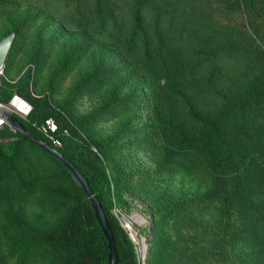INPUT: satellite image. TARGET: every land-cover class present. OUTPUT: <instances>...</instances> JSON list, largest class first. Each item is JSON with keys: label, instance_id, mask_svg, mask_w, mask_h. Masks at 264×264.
Returning a JSON list of instances; mask_svg holds the SVG:
<instances>
[{"label": "rangeland", "instance_id": "rangeland-1", "mask_svg": "<svg viewBox=\"0 0 264 264\" xmlns=\"http://www.w3.org/2000/svg\"><path fill=\"white\" fill-rule=\"evenodd\" d=\"M226 1L0 0V39L18 33L0 71V95L6 98L0 102L25 118L48 94L33 123L36 130L49 137L43 126L52 119L56 145L101 175L109 212L122 240L132 243L137 264H264L259 117L250 113L243 133L233 128L241 118L235 116L233 126L226 123L225 140L242 181L236 192L243 198L227 217L220 199L207 198L212 185L200 171L202 160L167 145L162 131L161 121L170 119L196 138L202 129L188 101L196 113L212 117L258 74L248 36L223 24ZM137 6L152 73L141 37L131 41ZM162 45L172 75L159 71ZM31 66L35 75L26 99L18 92L19 79ZM15 95L27 113L15 109ZM4 127L0 264H95L58 241L80 211L77 188L57 162ZM16 142L17 157L7 170ZM229 188L234 187L225 189L232 195ZM10 217L26 227L11 225Z\"/></svg>", "mask_w": 264, "mask_h": 264}, {"label": "trees", "instance_id": "trees-1", "mask_svg": "<svg viewBox=\"0 0 264 264\" xmlns=\"http://www.w3.org/2000/svg\"><path fill=\"white\" fill-rule=\"evenodd\" d=\"M221 9L223 24L229 27H236L239 33L241 32L245 34L250 39L251 45L255 48L253 61L258 66V74L234 97L229 98L226 105L212 117H204L196 113L193 106L187 100L190 105V115L199 122L200 128L202 129L196 138H190L170 119L167 121H161V124L163 137L165 138L167 145L179 151H184L187 156L197 155L202 160L199 164L200 171H204V174L208 177L212 185V190L207 194V198L209 197L211 201L216 198L220 199V201L226 205L224 214L227 217V212L234 211L237 207L243 205V198L240 199L236 192V189H240L242 181L239 176V171L236 170L232 163V160L235 159L234 152H231V146L225 140L224 134L226 123L232 125L235 116L241 118L239 125L237 122H233L234 126H232L233 128L239 126L240 133H243L248 124L247 117L250 113H255L254 116H258L259 122L261 123V126L259 127L264 128V0H227L222 4ZM133 21L135 27L131 41L133 42L136 36L141 37L147 61L145 67L150 73H152V53L150 52L149 43L141 21L139 6L136 7ZM14 32H16V38L10 48L5 64L10 58L11 51L18 37L17 31ZM158 52L160 53L161 59V64L159 62V71H169L172 75V68H170L169 62L165 60V58H167L168 50L164 49V46L162 45ZM201 66V63L195 64L193 71L198 73ZM34 69V66L28 67L19 79L20 85L18 92L26 99L30 97L29 87L34 80ZM178 71L179 67L177 68V72ZM4 99L6 98L0 95V100L5 101ZM47 100L48 94H45L40 102L34 104L33 110L27 115V117L24 118L15 114L16 117L36 137L49 142L53 147L59 149L64 156L69 158L86 176L90 186L101 201L112 227L119 255V261L117 264H137L132 243L127 237L122 240L119 230L109 212L105 198V182L101 175L97 172H88L74 152L64 146L54 144L49 137L42 136L40 132L36 130L33 123L41 117L42 112L45 110ZM252 121L253 125H256L255 119H252ZM3 129L6 128L4 127ZM3 131L4 130H1V132ZM15 133L20 136L21 140L26 141L28 144L44 152L47 156L57 162L63 172L75 185L82 198L80 211L74 213L71 218V223L67 229L61 233L58 241L70 253H76L77 256L79 255L84 259H92L95 264H108V241L100 228L88 198L81 192L72 180L69 172L58 160L47 154L32 142L25 140L20 133ZM55 135L56 133H54V136ZM18 145L19 142H16V147L12 155L10 158L8 157L10 166L7 167V170L13 167V160L17 157ZM233 147H235V145ZM236 149L237 148H235V150ZM240 157L242 158V156ZM231 185L234 188L229 189L234 195H229L228 192L225 191V189ZM9 223L11 225H19L21 228L26 227L24 222L19 218L10 217ZM32 240L36 241V236H33Z\"/></svg>", "mask_w": 264, "mask_h": 264}, {"label": "water", "instance_id": "water-1", "mask_svg": "<svg viewBox=\"0 0 264 264\" xmlns=\"http://www.w3.org/2000/svg\"><path fill=\"white\" fill-rule=\"evenodd\" d=\"M16 38V32H10L0 39V71L4 68L6 58L11 46ZM0 116L4 122L10 126L12 130L20 133L25 140H28L40 147L47 154L55 158L62 164L69 172L72 180L81 190V192L88 198L89 203L94 211L95 217L100 225V228L108 241V264H117L119 255L117 251L116 241L113 234L112 227L105 213L103 205L92 187L89 184L86 176L73 164V162L64 156V154L53 147L49 142L36 137L15 115V112L7 105L0 107Z\"/></svg>", "mask_w": 264, "mask_h": 264}, {"label": "built area", "instance_id": "built-area-1", "mask_svg": "<svg viewBox=\"0 0 264 264\" xmlns=\"http://www.w3.org/2000/svg\"><path fill=\"white\" fill-rule=\"evenodd\" d=\"M24 103L23 100L19 97V96H14L13 100H12V104L15 107V109L17 111H20L22 113H27V106L25 107V109H22L21 107H19V104ZM25 105V103H24ZM4 106V104L2 102H0V107ZM4 125H6V123L4 122L3 118L0 116V128L4 127ZM44 131L47 133V135L51 138V140L54 142V144H56V140L54 139V133L57 129L56 124L54 123V121L50 118L45 120L44 123Z\"/></svg>", "mask_w": 264, "mask_h": 264}, {"label": "bare ground", "instance_id": "bare-ground-1", "mask_svg": "<svg viewBox=\"0 0 264 264\" xmlns=\"http://www.w3.org/2000/svg\"><path fill=\"white\" fill-rule=\"evenodd\" d=\"M19 107H21L22 109H25L24 103L19 104Z\"/></svg>", "mask_w": 264, "mask_h": 264}]
</instances>
